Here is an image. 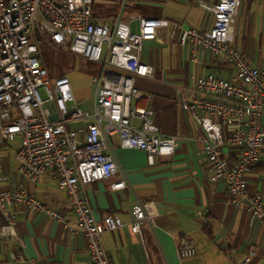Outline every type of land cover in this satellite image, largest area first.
Instances as JSON below:
<instances>
[{
    "label": "built area",
    "instance_id": "built-area-1",
    "mask_svg": "<svg viewBox=\"0 0 264 264\" xmlns=\"http://www.w3.org/2000/svg\"><path fill=\"white\" fill-rule=\"evenodd\" d=\"M199 5L213 17L207 31L139 15L127 21L119 15L109 26L96 24L91 14L92 0H0V144L19 139L17 172L29 181L35 182L48 170L55 174L57 187L66 193L85 237L90 264H110L101 237L123 227L116 216L96 220L80 192L81 183L107 180L119 172L111 138L116 137L123 150L145 152L149 164L155 156L172 154L178 142V137L160 133L150 110L130 107L131 98L139 97L134 77L153 74L150 66L140 62L139 49L168 27L179 47L190 45L192 54L203 50L222 56L232 67V81L213 74L191 75L195 97L192 101L182 98L181 107L203 132L202 150L211 168V180L224 183L229 204L237 207L244 203L251 218L264 225L262 198L248 192L246 183V175L258 164L264 147V69L250 66L233 46V22L240 0H218L215 4L201 1ZM44 43L99 65L91 79L92 112L78 109L65 76L48 78L40 60ZM41 88L44 98L39 93ZM132 118L138 119L140 126H135ZM84 120H92L93 125L79 143L65 126ZM230 120L236 127L223 136L221 125ZM224 146L238 150L235 162L221 158ZM126 187L120 171L111 189ZM13 205L62 220L21 190L0 188L4 220L1 238H17L15 219L9 213ZM131 215L130 231L140 237V225L150 224V218L139 203L132 206ZM177 252L181 258L195 255L184 240H180ZM10 258L24 262L16 251ZM252 258L250 251L244 263Z\"/></svg>",
    "mask_w": 264,
    "mask_h": 264
},
{
    "label": "crops",
    "instance_id": "crops-1",
    "mask_svg": "<svg viewBox=\"0 0 264 264\" xmlns=\"http://www.w3.org/2000/svg\"><path fill=\"white\" fill-rule=\"evenodd\" d=\"M201 1L215 4L218 0H131L124 21L139 15L207 31L212 27L213 17L200 7ZM125 7L122 6V11ZM91 14L96 24L109 26L114 20L99 22L92 7ZM233 46L250 66L264 69V0H240L233 22ZM138 57L142 64L153 69V74L134 77L139 97L131 98L130 107L150 110L160 133L176 136L178 142L172 154L155 156L149 164L145 152L123 150L116 137H112L119 172L107 180L81 183V195L96 220L111 215L123 223L122 228L101 237L109 263L245 264L244 258L251 251L253 258L246 264H264V225L251 218L244 203L237 207L229 204L224 183L211 180V168L202 150L203 132L192 115L181 107L182 98L192 101L195 97L191 75L213 74L232 81V67L222 56L203 50L192 54L190 45L179 47L170 27L156 39L143 42ZM198 115L206 114L198 112ZM131 122L140 126L136 118ZM92 125V120L70 122L65 129L81 143ZM261 125L264 130V113ZM235 127L233 120L221 125L222 135H228ZM18 147L19 139L3 140L0 144V188L21 190L62 220L20 205L10 207L17 238L0 237V264H90L85 237L66 193L57 187L55 174L48 170L35 182L19 174L15 161ZM238 157L237 149L222 147V159L232 163ZM120 171L125 175L127 187L112 190L111 184ZM246 183L248 192L260 194L264 204V147L258 164L246 175ZM136 203L150 218V224L140 225V237L129 228L131 208ZM3 222L0 213V226ZM180 240L194 249L193 257L179 256ZM13 251L20 253L24 262H13L10 258Z\"/></svg>",
    "mask_w": 264,
    "mask_h": 264
},
{
    "label": "rangeland",
    "instance_id": "rangeland-1",
    "mask_svg": "<svg viewBox=\"0 0 264 264\" xmlns=\"http://www.w3.org/2000/svg\"><path fill=\"white\" fill-rule=\"evenodd\" d=\"M131 0H109L103 3L101 0H92V13L99 22H107L116 19L121 14V20L128 16L126 11ZM126 5L124 11L122 6ZM40 50L42 60L47 69H56L63 74L70 86V90L77 107L83 111H92V85L91 79L99 69L96 63H90L79 56L61 51L47 44H43ZM47 46V47H45ZM40 96L44 98L43 89H39Z\"/></svg>",
    "mask_w": 264,
    "mask_h": 264
},
{
    "label": "trees",
    "instance_id": "trees-1",
    "mask_svg": "<svg viewBox=\"0 0 264 264\" xmlns=\"http://www.w3.org/2000/svg\"><path fill=\"white\" fill-rule=\"evenodd\" d=\"M103 1H109V0H103ZM42 46H44V45H42ZM42 46H41V49H42ZM45 47H47V46H45ZM40 54H41V52H40ZM42 59H43V58H42V55H41V58H40L41 63H42L43 66L45 67V69H46V71H47V74H48V77H49L50 79H52V78H56V77H64V75L58 73V72L56 71L55 68H54V69H47Z\"/></svg>",
    "mask_w": 264,
    "mask_h": 264
}]
</instances>
